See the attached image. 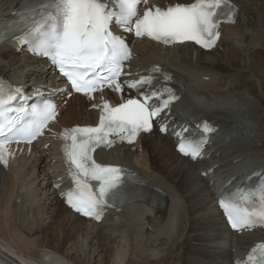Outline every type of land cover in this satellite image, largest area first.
Segmentation results:
<instances>
[{"label":"bare ground","instance_id":"bare-ground-1","mask_svg":"<svg viewBox=\"0 0 264 264\" xmlns=\"http://www.w3.org/2000/svg\"><path fill=\"white\" fill-rule=\"evenodd\" d=\"M17 1L0 0V13ZM192 1L148 0L146 6ZM228 2L240 16L236 24L223 25L213 50L133 39L127 62L131 74L162 78L159 71L164 69L182 83L176 111L186 119L212 115L223 124L211 159L190 162L175 151L168 135L152 132L132 144L114 141L98 149L101 162L144 174L167 201L163 207L134 203L101 222H89L70 212L53 188L63 177L61 131L95 124L104 102L110 106L121 101V89L112 85L93 98L60 97L58 114L43 138L19 146L7 166H0V246L6 252L24 264H231L232 257L252 244L255 232L230 235L214 201L228 180L264 165V0ZM243 16L248 23L240 21ZM36 60L0 45V63L23 84L36 79L57 82L49 69L45 80L37 75L35 65L41 62ZM122 91L124 97L130 94ZM244 128L248 130L242 132ZM211 167V174L200 176ZM141 181L147 182L142 177Z\"/></svg>","mask_w":264,"mask_h":264},{"label":"snow or ice","instance_id":"snow-or-ice-1","mask_svg":"<svg viewBox=\"0 0 264 264\" xmlns=\"http://www.w3.org/2000/svg\"><path fill=\"white\" fill-rule=\"evenodd\" d=\"M140 3L147 5L148 0H30V6L21 14L20 24L25 38L32 44L30 50L49 57L77 92L90 94L98 84L105 82L115 84L120 90L115 78L120 75L121 65L130 52L123 39L113 33L112 25L126 31L134 29L138 37L147 35L166 44L190 40L210 47L218 35L214 32L218 18L227 16L232 20L233 6L227 0H193L190 4L177 3L165 9L146 7L142 16L138 11ZM14 31L13 25H0V39ZM141 82L143 80L137 83ZM129 86L136 85L129 83ZM19 92V88L0 81V162L5 164L8 143L19 142V139L30 142L55 115L51 101L34 105L30 110L19 109L13 103ZM146 105L147 100L141 103L135 99L116 107L104 102L99 126L62 133L69 172L77 185L67 194L68 203L76 211L99 219L103 207L115 197L122 170L96 164L90 152L100 143H112L107 139L109 132L119 134L121 139H131L138 131L147 130L150 117L155 116L157 110L149 111ZM178 147L194 158L198 155V145L186 146L182 142ZM73 166L75 172H72ZM87 179L99 181V190L94 191L86 182L82 183ZM225 200L230 202L225 203ZM244 201L264 205V184L222 198L221 206L233 228L252 227L256 220L264 221V208L258 213L241 211L239 204ZM247 262L264 264V247L258 245L251 249Z\"/></svg>","mask_w":264,"mask_h":264},{"label":"rangeland","instance_id":"rangeland-1","mask_svg":"<svg viewBox=\"0 0 264 264\" xmlns=\"http://www.w3.org/2000/svg\"><path fill=\"white\" fill-rule=\"evenodd\" d=\"M143 143H144V147H145V145H146L145 140H143ZM151 155H152V154H151ZM154 163H155V164L157 163V159L154 160Z\"/></svg>","mask_w":264,"mask_h":264}]
</instances>
